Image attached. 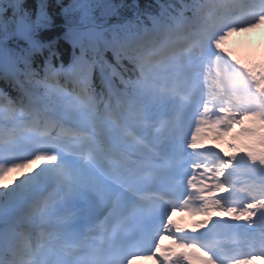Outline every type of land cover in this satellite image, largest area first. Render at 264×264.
Here are the masks:
<instances>
[{"label":"snow or ice","instance_id":"6c2138e0","mask_svg":"<svg viewBox=\"0 0 264 264\" xmlns=\"http://www.w3.org/2000/svg\"><path fill=\"white\" fill-rule=\"evenodd\" d=\"M261 25L264 0H0V264L264 260V59L224 47Z\"/></svg>","mask_w":264,"mask_h":264},{"label":"bare ground","instance_id":"6f19581e","mask_svg":"<svg viewBox=\"0 0 264 264\" xmlns=\"http://www.w3.org/2000/svg\"><path fill=\"white\" fill-rule=\"evenodd\" d=\"M240 39H242L241 36H239ZM253 44H256V41H252L251 39L248 41L247 43V47L251 48ZM34 167V166H33ZM12 175H16V174H12Z\"/></svg>","mask_w":264,"mask_h":264}]
</instances>
